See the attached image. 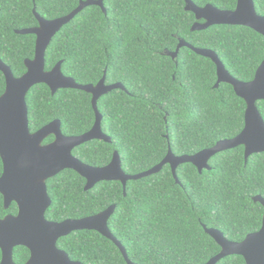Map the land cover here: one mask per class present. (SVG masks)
<instances>
[{
	"label": "trees",
	"instance_id": "trees-1",
	"mask_svg": "<svg viewBox=\"0 0 264 264\" xmlns=\"http://www.w3.org/2000/svg\"><path fill=\"white\" fill-rule=\"evenodd\" d=\"M79 1L0 0V60L14 78L23 76L24 61L34 58L36 37L16 34L38 27L33 9L50 21L73 12ZM191 1L222 11H233L237 3ZM253 3L264 17V0ZM195 22L184 0H103V10L84 8L53 37L45 53V71L61 62L62 74L79 85L95 86L106 73V85L121 84L125 89L97 101L101 130L110 143H84L74 149L76 159L100 168L117 152L123 172L136 175L158 165L169 148L175 156H191L243 130L246 105L230 85L214 88L213 62L187 48L175 59L168 54L184 40L215 52L230 75L248 82L264 60V37L240 26L192 32ZM4 91L0 72V96ZM91 99L83 91L64 89L52 95L44 84L33 86L26 95L30 132L54 120L60 121L64 136L88 132L95 121ZM258 107L264 115V102ZM53 139L48 137L44 144ZM208 165L211 170L201 174L191 164L180 165L179 184L166 165L156 175L127 182L125 196L120 182H100L84 191L85 179L64 170L46 182L51 204L45 218L58 223L78 220L114 205L108 228L133 264H206L221 250L203 226L233 242L261 228L264 208L253 198H264V153L252 155L245 164L240 146L217 154ZM2 171L0 159V176ZM16 211L15 204L4 209L0 195V218ZM57 247L72 262L126 264L118 248L95 231L73 232L59 239ZM28 258L26 248L13 250L15 264ZM218 264L246 263L232 256Z\"/></svg>",
	"mask_w": 264,
	"mask_h": 264
},
{
	"label": "water",
	"instance_id": "water-1",
	"mask_svg": "<svg viewBox=\"0 0 264 264\" xmlns=\"http://www.w3.org/2000/svg\"><path fill=\"white\" fill-rule=\"evenodd\" d=\"M184 2L185 11L195 16L196 22L191 28L192 32L204 31L213 26H240L264 37V17L257 14L253 0H237L233 11H222L209 4L198 7L191 0ZM89 6H97L103 10V0H80L73 12L50 21L41 18L34 8L33 14L38 27L16 31L19 35L36 37L34 58L24 61L26 73L20 78H14L11 70L0 60V72L5 79V91L0 96V159L3 166L0 194L3 196L5 209L12 202L18 207L16 217L6 216L0 219V264H14L12 253L16 247H24L30 252L26 264H81L72 262L65 252L59 250L57 241L73 232L85 230L95 231L110 240L121 252L126 264H133L125 248L108 228V221L115 211L114 205L97 215L78 220L69 219L56 223L45 219V212L51 204L45 182L64 170H72L85 179L84 191L90 190L100 182H120L125 196L127 182L156 175L166 165L170 166L173 178L179 184L176 171L180 165L191 164L201 174L204 170H211L208 163L219 153L242 146L245 164L252 155L264 153V121L255 105L258 100L264 101V61L257 68L251 82H242L230 75L215 52L194 48L180 40L175 52L168 55L175 59L181 48H187L196 55L211 60L216 66L217 82L214 88H219L221 84L230 85L235 95L246 104L243 130L234 138L219 141L212 148L191 156H175L169 148L167 155L158 165L136 175L123 172L117 152H114L107 166L100 168L85 165L73 157L72 151L84 143L92 140L110 143V138L101 130L102 116L98 111L97 101L113 90L125 91L121 84L105 85L106 73L93 86L79 85L72 78L65 77L61 72V62L52 70L45 71V53L53 37L80 11ZM39 84L46 85L52 95L64 89L90 94L95 115L92 128L80 136L65 137L60 131V122L56 120L31 134L26 95L33 86ZM49 135H54V142L42 146V142ZM253 202L264 208L263 197L256 196ZM203 229L221 250L206 264H218L232 256L243 258L246 264H264V216L261 228L247 235L241 242L227 240L218 230L207 229L205 226Z\"/></svg>",
	"mask_w": 264,
	"mask_h": 264
},
{
	"label": "flooded vegetation",
	"instance_id": "flooded-vegetation-1",
	"mask_svg": "<svg viewBox=\"0 0 264 264\" xmlns=\"http://www.w3.org/2000/svg\"><path fill=\"white\" fill-rule=\"evenodd\" d=\"M260 16V15H259ZM263 17V16H262ZM203 22V21H202ZM251 30V29H250ZM256 33V32H255ZM258 34V33H257ZM259 36H261L260 34H258ZM263 37V36H262ZM264 60H262V62H263ZM261 64V63H260ZM259 67V66H258ZM257 70V69H256ZM255 73H256V71H255ZM254 77H255V74H254V76H253V79H254ZM236 79V78H235ZM252 79V80H253ZM251 80V81H252ZM240 81V80H239ZM251 81H248V82H251ZM242 82H244V81H242ZM106 85V84H105ZM113 85V84H112ZM107 86H109V85H107ZM259 102H264V101H257L256 102V108H257V110H258V112H259V114L261 115V117H262V119H263V121H264V115L260 112V110H259V107H258V103ZM245 103V102H244ZM246 105V104H245ZM54 121H56V120H54ZM59 121V120H58ZM53 122V121H52ZM60 122V121H59ZM51 123V122H50ZM49 123V124H50ZM48 125V124H47ZM43 128V127H42ZM40 130V129H39ZM30 131V130H29ZM60 131H61V129H60ZM37 132V131H36ZM31 133V132H30ZM35 133V132H34ZM62 133V132H61ZM31 134H33V133H31ZM63 135V134H62ZM50 136H52L54 139H53V141H51V142H49V143H47V144H44V141L48 138V137H50ZM64 136V135H63ZM46 139H44V141L42 142V146H47V145H49V144H51V143H53L54 142V140H55V137H54V135H49ZM65 137H75V136H65ZM242 147V146H241ZM244 148V147H243ZM74 151V150H73ZM73 151H72V155H73ZM74 157V156H73ZM3 172V171H2ZM2 175V174H1ZM53 178V177H52ZM51 179V178H50ZM49 180V179H48ZM46 182H47V180H46ZM45 182V183H46ZM46 187H47V185H46ZM47 193H48V190H47ZM1 195V194H0ZM2 196V195H1ZM49 196V195H48ZM2 198H3V196H2ZM50 198V197H49ZM12 204H15L16 205V208H17V211H16V214L14 215V214H8V215H6V216H13V217H16L17 215H18V207H17V204L15 203V202H12L10 205H9V207L12 205ZM3 206H4V199H3ZM8 207V208H9ZM7 208V209H8ZM49 208V207H48ZM5 209V208H4ZM6 209V210H7ZM47 211V210H46ZM46 213V212H45ZM6 216H4L3 218H5ZM3 218H0V219H3ZM46 219V218H45ZM47 220V219H46ZM66 220H69V219H66ZM71 220V219H70ZM48 221V220H47ZM65 221V220H64ZM49 222H52V221H49ZM56 223H58V222H56ZM58 242V241H57ZM17 248V247H16ZM58 248V247H57ZM15 249V248H14ZM13 249V250H14ZM28 250V249H27ZM60 250V249H59ZM1 252V251H0ZM29 258H30V252H29ZM29 258H28V260H29ZM1 260H2V254H1V258H0V262H1ZM12 260H13V253H12ZM27 260V261H28ZM26 261V262H27ZM26 262L24 263V264H26ZM15 264V263H14Z\"/></svg>",
	"mask_w": 264,
	"mask_h": 264
}]
</instances>
